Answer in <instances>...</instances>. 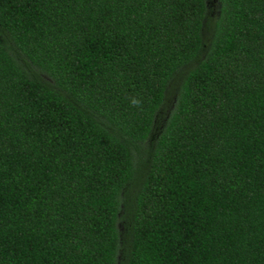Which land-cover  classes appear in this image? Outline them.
I'll use <instances>...</instances> for the list:
<instances>
[{"label":"trees","instance_id":"obj_1","mask_svg":"<svg viewBox=\"0 0 264 264\" xmlns=\"http://www.w3.org/2000/svg\"><path fill=\"white\" fill-rule=\"evenodd\" d=\"M0 264H264V0H0Z\"/></svg>","mask_w":264,"mask_h":264},{"label":"clouds","instance_id":"obj_2","mask_svg":"<svg viewBox=\"0 0 264 264\" xmlns=\"http://www.w3.org/2000/svg\"><path fill=\"white\" fill-rule=\"evenodd\" d=\"M131 105L140 110L143 109V99L139 97H133L130 101Z\"/></svg>","mask_w":264,"mask_h":264}]
</instances>
